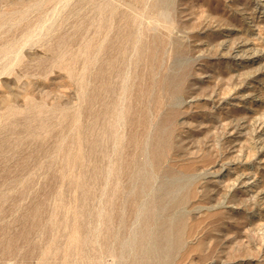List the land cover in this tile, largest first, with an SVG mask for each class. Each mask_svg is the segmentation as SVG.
I'll list each match as a JSON object with an SVG mask.
<instances>
[{
	"label": "rangeland",
	"instance_id": "374dc122",
	"mask_svg": "<svg viewBox=\"0 0 264 264\" xmlns=\"http://www.w3.org/2000/svg\"><path fill=\"white\" fill-rule=\"evenodd\" d=\"M10 262L264 264L259 0H0Z\"/></svg>",
	"mask_w": 264,
	"mask_h": 264
},
{
	"label": "bare ground",
	"instance_id": "6f19581e",
	"mask_svg": "<svg viewBox=\"0 0 264 264\" xmlns=\"http://www.w3.org/2000/svg\"><path fill=\"white\" fill-rule=\"evenodd\" d=\"M259 4H260V6H261V8L264 10V0H259ZM241 48V47H240ZM240 51H242L241 49H240ZM239 52V51H238ZM237 56L239 55V54H236ZM259 77V76H258ZM251 90H253L254 91V86L252 85L251 87ZM248 97H250V94L248 95ZM217 169V168H216ZM226 172V171H225ZM224 175H225V173H224ZM218 179V178H217ZM246 181H248V180H246ZM245 183V185H248V183L247 182H244Z\"/></svg>",
	"mask_w": 264,
	"mask_h": 264
},
{
	"label": "built area",
	"instance_id": "2783aa9c",
	"mask_svg": "<svg viewBox=\"0 0 264 264\" xmlns=\"http://www.w3.org/2000/svg\"><path fill=\"white\" fill-rule=\"evenodd\" d=\"M6 264H17V263L10 262V263H6Z\"/></svg>",
	"mask_w": 264,
	"mask_h": 264
}]
</instances>
